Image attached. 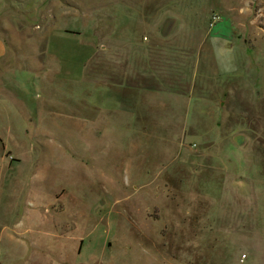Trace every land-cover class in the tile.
I'll list each match as a JSON object with an SVG mask.
<instances>
[{"label":"rangeland","instance_id":"obj_1","mask_svg":"<svg viewBox=\"0 0 264 264\" xmlns=\"http://www.w3.org/2000/svg\"><path fill=\"white\" fill-rule=\"evenodd\" d=\"M0 264H264V0H0Z\"/></svg>","mask_w":264,"mask_h":264},{"label":"crops","instance_id":"obj_2","mask_svg":"<svg viewBox=\"0 0 264 264\" xmlns=\"http://www.w3.org/2000/svg\"><path fill=\"white\" fill-rule=\"evenodd\" d=\"M122 114V113H120ZM122 119V115H120ZM13 163L4 165V170H11L13 168ZM5 180H7V176L4 175L2 176ZM3 179V180H4ZM17 183L18 181L15 180ZM6 182V181H5ZM4 182V183H5ZM13 183V180L11 181V184ZM14 190H17L15 187H13ZM13 192V191H12ZM20 195V196H19ZM12 204H21V211L24 218H28L30 221V224L32 225L31 228H36L39 227L41 224H43L44 220L48 217L49 213L53 210H58L56 209L57 205L55 203L53 204L52 207L48 203L44 204V200L33 190L31 191H26L25 188H23L21 191H17L15 196H12ZM12 206V205H11ZM16 210L13 205V209L9 210L7 212L12 214V211ZM24 218H21L19 221H16L14 224L19 227L18 225L23 224ZM57 226L59 224H56ZM58 233V231H57ZM60 236V234H59ZM35 257L36 261H42L40 257L38 256H33Z\"/></svg>","mask_w":264,"mask_h":264},{"label":"built area","instance_id":"obj_3","mask_svg":"<svg viewBox=\"0 0 264 264\" xmlns=\"http://www.w3.org/2000/svg\"><path fill=\"white\" fill-rule=\"evenodd\" d=\"M219 19H220V15H218V14H213V15H212V18H211V20H210V25H213L214 23H216L217 21H219Z\"/></svg>","mask_w":264,"mask_h":264}]
</instances>
